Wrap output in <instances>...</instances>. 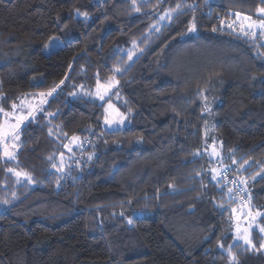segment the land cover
Masks as SVG:
<instances>
[{
    "label": "trees",
    "instance_id": "obj_1",
    "mask_svg": "<svg viewBox=\"0 0 264 264\" xmlns=\"http://www.w3.org/2000/svg\"><path fill=\"white\" fill-rule=\"evenodd\" d=\"M260 7L0 0V106L65 81L22 125L15 159L0 152V264L264 263L258 229L255 249L233 233L239 206L264 212V33L233 25L236 13L264 18ZM55 37L62 45L46 54ZM112 80L131 120L115 130L104 126L105 102L69 95ZM74 136L80 145L59 166ZM217 166L246 181V202Z\"/></svg>",
    "mask_w": 264,
    "mask_h": 264
},
{
    "label": "rangeland",
    "instance_id": "obj_2",
    "mask_svg": "<svg viewBox=\"0 0 264 264\" xmlns=\"http://www.w3.org/2000/svg\"><path fill=\"white\" fill-rule=\"evenodd\" d=\"M169 10H166L164 11L160 16H159V21L158 23L155 25V27H159V29L167 22H169V20H171L172 16L174 13L171 14V18H165V19H161L160 17L161 16H164L165 13H167ZM244 16H249V15H240V19H237L236 18V21H234L233 25L234 24H238L240 27L241 25H246L247 23H249V21H245L243 19ZM252 18V20L254 21H257V18L256 17H252V16H249ZM194 31H190V33H194ZM55 40L56 42L55 43H52L50 42L49 44H47L45 47H44V52L46 54H50L53 50L59 48L61 45H62V41L60 38L58 37H55ZM36 79H34L35 81ZM109 82L112 83V88L111 90L108 92V94L106 95V98L102 101V102H105L106 105H105V116L107 115L108 117V120L110 121V123H106L105 122V117H104V126L107 128V129H110V130H115V129H122V128H125V127H128V126H131V120H130V117H129V113L127 111H125V109L122 107V102H121V98H120V95H119V91H118V84H117V81H108L106 83H100V92L103 93L104 91V88H106L109 84ZM0 85H1V82H0ZM64 87V85L61 86L60 89L57 90V93L60 92L62 90V88ZM49 91V90H48ZM48 91H35V92H31V93H28L26 95H23V96H20L19 99L15 102V104L17 105L16 109H13L12 106L11 107H8L6 109H3L2 106H0V108H2L4 110V112L6 113H10L12 114L11 116H5L4 115V120H3V123L5 122H9V123H15V119L14 117L15 116H18V115H28V111L29 109H35L37 108V106H39L41 109L44 108V106L47 104H43V105H40V96H39V93L41 92H48ZM97 86L91 90V89H87L83 86H79L76 90H74L73 92H69V95L70 97H75V96H86V97H89V98H92V99H97L99 101H101L97 95ZM55 93V94H57ZM54 94V95H55ZM53 95V96H54ZM51 97H45V99L47 101H49ZM109 104L112 105L111 108H109ZM107 110V111H106ZM37 111H34L33 112V116L36 114ZM23 125V124H22ZM21 125V127H22ZM20 127V129H21ZM20 129L18 130V133H19V140L18 141H13V140H9L7 143H8V146H9V150L13 151L14 154L16 152V150L19 148L20 144H21V134H20ZM211 137L213 140H218L217 137L214 135H212L210 133L209 130H207V137ZM76 139L73 140V137L72 139L69 141V143L67 144L68 148H65L67 149H72L74 146H78L80 145V140H78V138L76 136H74ZM13 144H16L17 147L15 149L12 148V145ZM219 147H215V149H211L210 152L213 153V157H216L217 154L219 153ZM68 153L70 155H63V161L61 162V154L58 156V160L56 162H58L59 166H64V162H67L68 160H70V156H71V152L68 151ZM215 171L217 173V176L219 178H221L222 176H224V172H226V169L225 168H222L221 166H217L215 168ZM230 188V187H229ZM231 189V188H230ZM238 192V191H237ZM235 191L231 192V195H235L236 196V193ZM245 195H246V191H245ZM234 196V197H235ZM243 196H244V191H243ZM236 198V197H235ZM240 205V204H239ZM249 210H251L253 216H255L256 212L259 211V210H253L251 205L250 204H245V206H239L238 209L235 211V214H236V225L234 227V230H233V233H234V239L236 242H241L243 245L247 246L244 241L241 239V237H243V235L245 234V229H248V234L250 235V238L252 239V242L254 244V241H253V231L255 229H258L262 226H264V224L262 223V217H256L255 221L252 220V218L248 215V212ZM261 213H264L262 211H260ZM261 233V232H260ZM262 235V242H264V233H261ZM261 253L264 254V249H260ZM264 264V263H262Z\"/></svg>",
    "mask_w": 264,
    "mask_h": 264
},
{
    "label": "snow or ice",
    "instance_id": "obj_3",
    "mask_svg": "<svg viewBox=\"0 0 264 264\" xmlns=\"http://www.w3.org/2000/svg\"><path fill=\"white\" fill-rule=\"evenodd\" d=\"M136 0H133V4H135ZM181 5L180 4H177L175 6V8L173 9H170L167 13H165L164 16H161L160 18L163 20L165 18H171V14L172 13H176V12H179V10L181 9ZM139 10V9H137ZM78 11V10H77ZM257 13L261 16H264V7H260L257 9ZM84 15H87L86 13ZM237 19H240V14L239 13H236L235 14ZM243 19L245 21H249V23H247L246 25H241V28H240V31L243 32L245 35H248L249 32L252 30V29H258L261 33H264V18L258 20V21H254L252 20L251 17L249 16H244ZM195 18L193 17V23H192V26L191 28L189 29L190 31H194L195 30ZM229 27H232V25H229ZM253 35H255V33H252ZM52 43H55L56 40L55 38H52ZM129 58L131 59V56H129ZM116 71H119V69H116ZM65 81L64 80H61L59 82V84H56L53 88H51L48 92H41L39 93V96H40V105H43V104H46L48 101L45 99V97H53V95L55 93H57V90L61 88L62 85H64ZM112 83L109 82L108 86L106 88H104V91L103 93L100 92V83L99 81H97V95L99 97V99L101 101H103L105 98H106V95L108 94V92L111 90L112 88ZM17 105L15 103L12 104V108L13 109H16ZM112 105L109 104V108H111ZM34 111H42V109L37 106V108L35 109H29L28 111V115H18V116H15L14 119H15V123H9V122H5V123H2L0 124V152L3 153V157L6 159V160H14L15 159V155H14V152L9 150V146H8V141L9 140H13V141H18L19 140V133H18V130L20 129L21 125L24 124V122L26 120H30L33 118V112ZM107 111V110H106ZM0 113H3L5 116H11L12 114L10 113H6L4 112V110L2 108H0ZM105 122L106 123H110V121L108 120V117L107 115L105 116ZM76 138L73 137V140H75ZM17 147L16 144H13L12 145V148L15 149ZM65 148H68L67 145H64ZM69 152L72 151V149H68ZM70 159L72 157H69ZM50 160L52 159H55V157H50L49 158ZM61 162L63 161V153L61 154ZM233 163H236L235 160H233ZM248 164V161H245L244 164L241 165V168H244L245 165ZM56 164H53V168H56ZM9 171H14L12 169H9ZM15 175L17 177H20V176H23L25 179H28V180H31V177L28 176L27 173H21V172H15ZM213 179H216L217 177L214 175L212 177ZM253 179H255V177H253ZM233 183H246V181H236V180H233ZM5 203H7V201H5ZM248 215L252 218L253 221H255L256 217H264V213H261L260 211H257L255 216H253L251 210H249L248 212ZM129 223H131V219H129ZM245 234L243 235V237H241V239L244 241V243L250 247V248H253L255 249V244H253L252 242V239L250 238V235L248 234V229H245ZM259 232L261 233H264V226L260 227L259 228ZM221 247H223V245L221 244L220 245ZM259 248L260 249H264V242L260 243L259 245ZM229 253L231 255V247L229 248ZM232 260L235 261V257L232 256Z\"/></svg>",
    "mask_w": 264,
    "mask_h": 264
},
{
    "label": "built area",
    "instance_id": "obj_4",
    "mask_svg": "<svg viewBox=\"0 0 264 264\" xmlns=\"http://www.w3.org/2000/svg\"><path fill=\"white\" fill-rule=\"evenodd\" d=\"M78 158H79V157H77V159H78ZM224 176H225V178H226V180H227L226 183L236 186V187L238 188V191H239V192H243V191L245 190V188L242 187V183H233V180H236V181H241V180H239V179H237V178H234V177H230V176L226 175V173L224 174ZM226 176H227V177H226ZM239 200H240L241 203L246 202V201L248 200V195L246 194V195H244V196H241V197L239 198Z\"/></svg>",
    "mask_w": 264,
    "mask_h": 264
},
{
    "label": "bare ground",
    "instance_id": "obj_5",
    "mask_svg": "<svg viewBox=\"0 0 264 264\" xmlns=\"http://www.w3.org/2000/svg\"><path fill=\"white\" fill-rule=\"evenodd\" d=\"M226 184H228V183H226ZM229 186H230V188L231 189H233V190H235L236 192L238 191V188L236 187V186H234V185H231V184H228ZM242 187H244V185H243V183H242ZM238 196L240 195V196H243V192H237L236 193ZM244 195H245V190H244Z\"/></svg>",
    "mask_w": 264,
    "mask_h": 264
}]
</instances>
